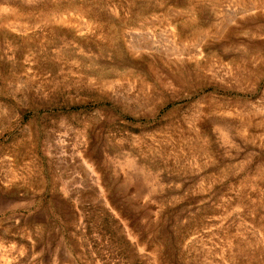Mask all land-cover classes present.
Returning <instances> with one entry per match:
<instances>
[{"label":"rangeland","instance_id":"obj_1","mask_svg":"<svg viewBox=\"0 0 264 264\" xmlns=\"http://www.w3.org/2000/svg\"><path fill=\"white\" fill-rule=\"evenodd\" d=\"M0 264H264V0H0Z\"/></svg>","mask_w":264,"mask_h":264}]
</instances>
